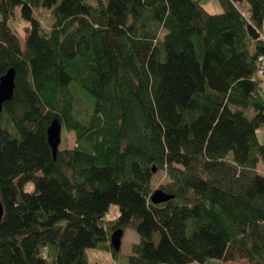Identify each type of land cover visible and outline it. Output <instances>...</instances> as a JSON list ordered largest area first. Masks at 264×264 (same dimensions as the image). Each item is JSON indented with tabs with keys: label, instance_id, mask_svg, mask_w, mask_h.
<instances>
[{
	"label": "trees",
	"instance_id": "obj_1",
	"mask_svg": "<svg viewBox=\"0 0 264 264\" xmlns=\"http://www.w3.org/2000/svg\"><path fill=\"white\" fill-rule=\"evenodd\" d=\"M203 1L0 0V264H264V0Z\"/></svg>",
	"mask_w": 264,
	"mask_h": 264
},
{
	"label": "rangeland",
	"instance_id": "obj_2",
	"mask_svg": "<svg viewBox=\"0 0 264 264\" xmlns=\"http://www.w3.org/2000/svg\"><path fill=\"white\" fill-rule=\"evenodd\" d=\"M203 5L205 8L210 11L211 13H221L224 11L222 4L219 0H205L203 1ZM34 15L41 21L42 25L47 27L52 23V13L49 9L45 8H35ZM16 20L11 23L19 37L24 39L25 37V27L28 25V22L25 19L20 17V11L17 10ZM257 135L259 141L264 144V127L259 128L257 131ZM74 134H70L71 144H74V140L72 138ZM257 172L259 174L264 175V161H259L257 164ZM34 188L33 182L28 183L27 190L32 191ZM118 215L116 205L111 206V211L109 212L107 218H114ZM122 247L121 252L122 255L129 253V247L132 243L137 242L139 240V236L133 230L128 229L125 234L124 238H122ZM89 255V264H121L120 256L121 254L114 255L112 252L103 251L95 248H88L87 249ZM190 264H199L198 262H192ZM225 264H250L247 259H240L236 261H229Z\"/></svg>",
	"mask_w": 264,
	"mask_h": 264
},
{
	"label": "water",
	"instance_id": "obj_3",
	"mask_svg": "<svg viewBox=\"0 0 264 264\" xmlns=\"http://www.w3.org/2000/svg\"><path fill=\"white\" fill-rule=\"evenodd\" d=\"M16 87V68L10 67L5 74L0 77V111L2 110L3 103L12 99ZM48 142L52 148L53 156L56 158L58 147L62 140V124L58 119H54L48 127ZM156 171V167H153ZM175 198L173 194L165 192L163 189H155L151 200L154 204L167 202ZM4 213V207L0 200V222ZM123 229H116L111 235V244L116 251H120L122 247Z\"/></svg>",
	"mask_w": 264,
	"mask_h": 264
},
{
	"label": "built area",
	"instance_id": "obj_4",
	"mask_svg": "<svg viewBox=\"0 0 264 264\" xmlns=\"http://www.w3.org/2000/svg\"><path fill=\"white\" fill-rule=\"evenodd\" d=\"M259 61L261 63L259 69H258V76L260 78V85H261V88H262V92H264V56H261L259 58Z\"/></svg>",
	"mask_w": 264,
	"mask_h": 264
},
{
	"label": "bare ground",
	"instance_id": "obj_5",
	"mask_svg": "<svg viewBox=\"0 0 264 264\" xmlns=\"http://www.w3.org/2000/svg\"><path fill=\"white\" fill-rule=\"evenodd\" d=\"M123 238V237H122ZM123 241V240H122Z\"/></svg>",
	"mask_w": 264,
	"mask_h": 264
}]
</instances>
